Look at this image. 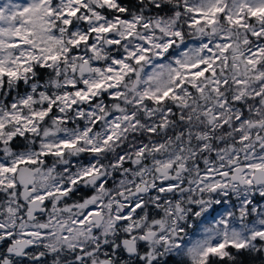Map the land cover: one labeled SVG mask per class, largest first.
Masks as SVG:
<instances>
[{
	"label": "snow or ice",
	"instance_id": "1",
	"mask_svg": "<svg viewBox=\"0 0 264 264\" xmlns=\"http://www.w3.org/2000/svg\"><path fill=\"white\" fill-rule=\"evenodd\" d=\"M124 4L123 0L0 3V264H29L27 259L18 258L37 252L41 255L34 264H47V254L54 261L66 260L70 255L71 264H242L241 257L245 256L250 264H256L264 257V208L253 205L264 199V192L244 205L247 214L255 211L260 216L259 222H250L251 227L242 229L234 227L230 218L222 217L215 229L206 230L205 235L190 242L184 236L188 228L185 223H180L179 229L173 226L158 230L163 225L158 211L161 204H171L168 194L189 183L179 180L184 165L169 161L163 165L165 171L145 167L148 161L141 164L139 159L145 157V139L136 148L138 159L129 160L127 152L120 151L109 165L121 186L112 190L113 180L104 161L106 146L121 139L115 131L122 127L117 112L123 111L119 103L124 95L122 82L130 77L142 81L137 106L141 100L149 105L180 100L183 97L173 95L179 89L187 88L193 95L211 85L216 93L229 87L241 89L238 94L221 97L220 106L243 108L242 100H251L246 93L253 81L258 83L251 90L260 103L259 97L264 96V0H197L195 6L185 4L183 9L190 12L189 23L172 30L164 23L163 15L155 27L150 18L132 16L133 7L138 13L142 8L136 0L127 8ZM152 7L162 14L167 10L169 16L175 11L167 4L155 3ZM225 24L243 31L247 39H234L233 33L224 30ZM196 25L201 26L196 30L200 43L189 48L184 28ZM140 27L151 31L143 37L135 36ZM129 40L135 42L129 44ZM105 53H112L106 61L95 59ZM153 61L156 71L149 74L141 66ZM62 69L71 76L62 75ZM165 71L176 87L161 89L153 84L162 80ZM46 74L49 78L42 86L37 81L43 82ZM201 80L205 81L203 85ZM54 89L58 94L54 95ZM101 96L107 103L88 112L94 118L91 125H84L82 111L76 113L78 125L67 118L66 110L70 112L78 102L97 105ZM109 104L116 110L101 117L99 113ZM170 114L171 108L165 116ZM220 118L221 113H213L209 122ZM124 120H131L132 127L139 125L135 112L124 115ZM236 120L250 128L264 127L254 124L246 112ZM54 124L70 127L58 132ZM221 127L227 130V121ZM74 128H79V133ZM123 130L127 132L126 127ZM148 131L154 136L157 129ZM237 132H243V124ZM255 135L259 141V133ZM249 139L248 135H240L235 143L246 146ZM154 150L159 152L160 146ZM216 159L222 161L219 170L209 165L199 175L198 184L215 181L213 192L227 189L229 181L264 189V147L260 152L233 151L231 157L217 153L213 156ZM137 164L141 166L132 167ZM154 173L162 178L157 181ZM166 175L170 178H164ZM126 192L136 193L132 204L127 202ZM153 192L157 195L149 201L145 194ZM223 203L217 200L216 206L223 207ZM145 208L149 209L147 213ZM182 213L178 203L175 211H167L178 220ZM6 217L14 218L12 228L4 222ZM111 236L116 240L110 241ZM81 237L96 243L85 247ZM38 241L49 243L41 250ZM62 252L66 253L64 257ZM114 255L119 259L113 261ZM97 256L101 257L99 261Z\"/></svg>",
	"mask_w": 264,
	"mask_h": 264
},
{
	"label": "clouds",
	"instance_id": "2",
	"mask_svg": "<svg viewBox=\"0 0 264 264\" xmlns=\"http://www.w3.org/2000/svg\"><path fill=\"white\" fill-rule=\"evenodd\" d=\"M137 4L142 5L140 12H137V8L133 7L131 9L132 16L137 14L143 15L144 19H151L153 21V27H155L156 21L161 18L163 15L164 23L169 25L170 30L176 29L178 25H187L190 19V12L183 10L185 4L195 6L197 0H136ZM159 3L161 5L167 4L169 7L174 8L175 11L169 16L167 10L163 12H157L153 9L152 5ZM128 4H124V7H128ZM123 25L121 28L123 29ZM201 26L196 25L191 28H184L186 33L185 40L188 42L189 48H195L199 46L200 41L198 40L197 28ZM258 27V25H257ZM224 30L234 34V39L245 40L243 31H236L235 28H229L228 25H224ZM151 31L150 29H144L140 27L135 33V36L143 37L145 33ZM155 35L161 36V33H156ZM209 36L211 34L209 33ZM214 39L215 37H211ZM134 40H129V44H133ZM186 51V50H185ZM243 51V48H241ZM155 53V49H153ZM112 53H105L104 56L95 57V59L100 60L101 62L106 61L107 58H110ZM172 59V58H170ZM161 63L168 64L169 61H161ZM146 69L147 73H152L156 71L155 61L152 64L145 63L141 66ZM139 71V69H138ZM62 75L71 76V73H66L65 70H61ZM92 78H95L94 74H90ZM233 72L231 67L228 70V77L231 80ZM49 76L45 75L42 86H46ZM200 84H204L205 81L201 80ZM258 82L253 81L250 84V90L246 93L248 97H251V100H242L244 107L241 108L238 105H224L220 106L221 97L227 98V93L238 94L241 89L229 87L223 89L220 93L213 92L211 90V85L205 88L203 93H196L189 95V89L183 88L179 89L178 92L173 95H179L183 97L180 100L169 99L164 104H154L149 105L147 101L141 100L139 106H137V100H140L142 95V81L133 80L131 77L122 82V90L124 95L120 97V107L123 109L122 112L118 111L117 115L120 117L119 123L122 125L121 129L115 130L121 139L113 144L106 146L108 152L105 153V168L109 173V179L113 180V189L121 187L118 184V177L113 174V169L109 165L115 161L120 151H126L128 154V159H138L136 156V148L145 142V139L148 142V146L145 149V157L141 159V164L145 160L148 161L145 164V167L148 168H160L161 171H165L163 165L167 162H179L184 165L179 180L180 181H189V183H184L181 188L176 193L168 194V200L172 201L169 203H162L160 206V211L162 216L160 219L163 221V225L158 230L168 229L175 226L179 229L180 223H185L188 225V228L185 230L184 236L190 242L199 239L201 236L205 235L206 230L215 229L217 222L222 218H230L235 223L234 227L237 228H248L251 227V223H257L260 220V216L256 214L255 211L251 215L247 214L246 208L244 205L247 201L251 200L253 196H256L258 199L261 196L264 189L262 188H253L248 186L246 182L234 183L229 181L227 189H219L217 192L211 191V185L215 181H205L203 185L198 184L199 175L207 168L209 165H215L219 170V165L222 163L220 159L213 160V156L217 153H222L224 157H231L233 151L244 153L249 150H255L260 152L261 148L264 147V127L250 128L247 124H244L243 121L237 123L236 117L247 113L248 119L252 120L254 124L264 125V96L259 97L260 103L257 104V98L254 96V92L251 90L255 88V85ZM153 84L164 89L168 86L176 87V84L171 82L169 74L165 71L164 77L157 84L156 81H153ZM264 87V86H262ZM54 95L58 94V90H53ZM111 96V93L108 94ZM74 98V97H73ZM126 102V103H124ZM107 102L101 96L98 98L97 105H82L78 102L70 112L66 110V116L69 120L72 121L73 125H78L80 123V118L77 117V111L84 112L83 122L85 126L91 125L93 117L88 116V112L96 110L98 107L105 105ZM187 105V107H185ZM171 108V114L165 116L166 110ZM206 109H210L205 114ZM116 110V106L109 104L108 107L104 108L102 112L99 113L101 117L106 118L110 112ZM129 112H135L136 119L139 121L137 127H132V121L124 120V115ZM213 113H221V118L218 121L209 122L213 116ZM179 119H176V117ZM227 121L228 127L227 130L221 127V123ZM51 123V122H50ZM243 124V132L238 133L237 128ZM163 125V127H161ZM54 127L58 132L64 131L65 128L70 126L68 125H59L54 124ZM103 127V124H102ZM127 128V132L123 129ZM156 128V134L150 135L149 129ZM73 131L79 133V128L72 129ZM135 133V135H133ZM255 133H259L260 140L257 141ZM248 135L250 139L247 141V145H238L235 143L238 136ZM103 132H101L102 138ZM87 139V138H85ZM155 146H160L159 152L154 150ZM244 157L241 155L240 160L243 161ZM159 161V163H156ZM227 164V160L223 161ZM141 165H133V168H139ZM156 180L159 181L162 177L159 174H155ZM172 175H175V171H172ZM240 175L239 173L237 174ZM259 173L257 176L259 177ZM164 178H170L167 175ZM125 184L127 181L125 180ZM205 185H207L205 187ZM204 187V191L201 192L200 188ZM151 188V184H149ZM143 192V185L140 189ZM224 192H227L228 195L225 196ZM157 195L153 192L151 195L145 194L147 199L151 201V197ZM128 197L127 202L132 204L136 193L135 192H126ZM178 198V199H177ZM223 200V207H217V200ZM179 204L180 208L183 209L182 219H177L174 215H168L167 211L171 208L175 211L176 204ZM216 208L215 212L212 211L213 208ZM254 208L260 207L264 208V199L259 200L258 205H253ZM149 211L148 208H145V213ZM199 212V215L196 213ZM134 215V213H133ZM155 215V213H153ZM191 217V219H189ZM215 217V219H213ZM13 217H6L5 223L9 228L13 227ZM251 222V223H250ZM139 227L140 225L137 224ZM18 230V229H17ZM123 238L122 233H118ZM175 235L176 233H171ZM244 233H241V238ZM110 241H115L116 237L111 236ZM251 242V241H250ZM49 243L48 241H38V247L43 250V245ZM60 243H63L60 241ZM80 243L85 247H90L96 242L89 240L87 238L81 237ZM103 243V238L101 240ZM245 251H249L245 249ZM41 253L37 252L35 255L29 253L24 257L18 258L22 261L27 259L29 264H34L35 258L40 256ZM66 253H61V257H64ZM47 260V264H71L72 257L69 255L67 259L57 258L53 260L50 254L44 256ZM97 261L101 257H95ZM113 261L119 259L117 256L112 257ZM121 264H125L124 261H121Z\"/></svg>",
	"mask_w": 264,
	"mask_h": 264
},
{
	"label": "trees",
	"instance_id": "3",
	"mask_svg": "<svg viewBox=\"0 0 264 264\" xmlns=\"http://www.w3.org/2000/svg\"><path fill=\"white\" fill-rule=\"evenodd\" d=\"M130 2H134V0H123V3H130ZM23 90V88H21V91ZM255 255V254H253ZM261 260H264V257H261L260 259H258L256 261V264H261ZM241 261H242V264H250V261H249V258L248 257H241Z\"/></svg>",
	"mask_w": 264,
	"mask_h": 264
},
{
	"label": "rangeland",
	"instance_id": "4",
	"mask_svg": "<svg viewBox=\"0 0 264 264\" xmlns=\"http://www.w3.org/2000/svg\"><path fill=\"white\" fill-rule=\"evenodd\" d=\"M6 2V0H0V3H4ZM14 3H20V4H23L26 2V0H13ZM23 91V90H22Z\"/></svg>",
	"mask_w": 264,
	"mask_h": 264
}]
</instances>
